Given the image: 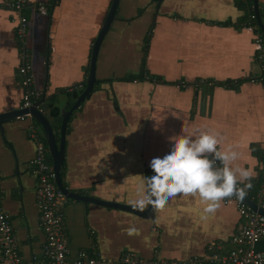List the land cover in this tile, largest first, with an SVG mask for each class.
<instances>
[{
	"label": "crops",
	"instance_id": "0c3cea01",
	"mask_svg": "<svg viewBox=\"0 0 264 264\" xmlns=\"http://www.w3.org/2000/svg\"><path fill=\"white\" fill-rule=\"evenodd\" d=\"M111 1L56 0L45 15L29 13L35 90L41 94L45 87L46 97L58 88L82 89L91 46ZM240 1L119 0L98 53L93 93L66 128L61 170L66 187L132 205L137 185L152 174L150 159L170 147V137L192 136L197 129L216 134L218 150L238 153L233 166L250 172L251 186L261 180L264 71L256 60V31L242 20L254 16L253 0ZM258 9L264 23V0H258ZM141 59L149 73L142 80H123ZM17 67L12 14L0 0V113L21 105ZM67 101L62 94L59 108H68ZM30 121L17 118L0 130L1 204L25 264H33L44 242L36 177L29 172L35 154L27 134ZM226 200L204 213L198 196L180 194L155 209L154 220L66 200L62 212L70 260L92 243L107 259L103 264L125 251L149 258L157 250L170 264H183L207 251L210 242L229 248L241 218ZM260 247L264 250V238Z\"/></svg>",
	"mask_w": 264,
	"mask_h": 264
},
{
	"label": "built area",
	"instance_id": "2783aa9c",
	"mask_svg": "<svg viewBox=\"0 0 264 264\" xmlns=\"http://www.w3.org/2000/svg\"><path fill=\"white\" fill-rule=\"evenodd\" d=\"M2 3L12 14L18 44L17 74L23 90L20 108L29 107L40 97V92L35 90L33 85L32 60L28 46L29 13L32 10L44 15L46 7L42 3H31L29 0H2ZM254 41L258 45L256 60L264 71V38L260 32H256ZM27 134L35 144V154L30 161L29 172L36 177V204L40 227L44 232L40 254L33 258V264H103L106 260L95 243L87 249H80L76 260L71 262L62 212V205L66 201L65 195L56 185L52 164L47 158L49 154L47 145L44 144L43 135L34 121L28 123ZM254 200L264 206V159L263 177L256 188ZM236 205L241 215V225L232 236L230 247L225 248L220 243L210 242L206 256H194L183 261V264H264V253L255 248V243L264 237V216L252 211L241 200H238ZM0 250V264H25L18 252L10 215L1 204V190ZM113 264L170 263L163 258L149 259L132 251H125L113 260Z\"/></svg>",
	"mask_w": 264,
	"mask_h": 264
},
{
	"label": "clouds",
	"instance_id": "9594fccd",
	"mask_svg": "<svg viewBox=\"0 0 264 264\" xmlns=\"http://www.w3.org/2000/svg\"><path fill=\"white\" fill-rule=\"evenodd\" d=\"M169 143L165 152L150 159L152 174L143 176L137 185L136 198L130 201L133 207L141 211L148 206L161 208L183 194L198 196L205 205L203 212L212 213L225 198L245 197L246 189L251 187V174L233 166L236 151L218 150L216 134L197 129L192 136H172Z\"/></svg>",
	"mask_w": 264,
	"mask_h": 264
},
{
	"label": "water",
	"instance_id": "95a60500",
	"mask_svg": "<svg viewBox=\"0 0 264 264\" xmlns=\"http://www.w3.org/2000/svg\"><path fill=\"white\" fill-rule=\"evenodd\" d=\"M55 1V0H54ZM31 3H35L31 2ZM119 4V0H112L110 7L107 11V14L104 18V21L102 22L98 33L96 37L94 38V41L91 46V53H90V59H89V65H88V74L84 83V86L82 90L77 94L76 98L72 100V103L69 105L66 109H60V115H61V123L60 128L58 131V136H56V133L53 129V126L50 122V119L46 116V110L48 109L47 103L45 104V94L46 89L44 87L43 92L40 94V97L37 101L33 102L29 107H23V108H17L10 111L2 112L0 113V130L3 131V125L7 122H10L12 120H15L17 118H23L25 116H29L30 119H32L34 122H37L40 126V128L43 131L44 138L47 144L48 152L50 154L51 160H52V169L54 172L55 182L57 187L62 191V193L65 195L66 200H77V201H83V202H91L96 203L102 206L116 208L124 211H128L134 215H137L141 218L148 219V220H154L155 218V209L152 208V206H148L144 211H141L135 207H133L130 204L126 203H118L115 201H108L104 200L95 196H91L88 194L81 193L79 191H73L72 189L66 187L62 181L61 176V170L63 167V160H64V153H65V134H66V128L68 125V121L72 114L81 106V104L88 99L91 94L93 93L95 83L97 81L96 77V67H97V58L98 53L100 50L101 43L106 36L108 30L110 29L111 23L116 17V10ZM253 6H254V17L256 19L257 26L260 28L261 32L264 35V23L262 22L259 9H258V0H253ZM33 7V6H31ZM33 12L30 10V13ZM37 13V12H36ZM39 14V13H38ZM256 32L257 29L255 26L250 25ZM256 36V35H255ZM255 38V37H254ZM255 40V39H254ZM256 44V43H255ZM257 48L258 45L256 44ZM32 71H33V64H32ZM46 80H47V68L45 72V86H46ZM77 87H73L69 89L68 91H77ZM60 96L62 94H59ZM59 96V97H60ZM59 102V98H58ZM59 106V103H57ZM151 175V174H149ZM232 201L234 203V207L237 210V201L235 197L227 198L226 203L228 201ZM246 205L250 207V209L254 212H257L264 216V206L258 204L254 199L249 197V195L246 193L245 197L241 200ZM237 213L239 217L241 218V215L239 211L237 210ZM235 234V233H234ZM233 234V235H234ZM264 238V237H263ZM261 238L259 241L255 243V248L257 250H260L264 253V250L261 249L260 243L262 242ZM134 252V251H132ZM136 253V252H134ZM138 254V253H136ZM139 255V254H138ZM140 256V255H139ZM194 256H206V251H204L203 254L194 255ZM192 256V257H194ZM142 257V256H141ZM163 258L159 251L155 250L153 252V255L149 257V259L152 258ZM105 258V257H103ZM190 257H187L185 259H189ZM183 259V260H185ZM106 262L107 259L105 258ZM112 262L113 264V260Z\"/></svg>",
	"mask_w": 264,
	"mask_h": 264
},
{
	"label": "trees",
	"instance_id": "16d2710c",
	"mask_svg": "<svg viewBox=\"0 0 264 264\" xmlns=\"http://www.w3.org/2000/svg\"><path fill=\"white\" fill-rule=\"evenodd\" d=\"M239 2L242 3L240 0H239ZM250 3L252 4V0H250ZM240 5H241L242 8L244 7L243 4H240ZM245 19L247 20L248 25L255 26L257 31L260 32L262 37L264 38L263 33L261 32L260 28L257 26L255 17L252 18L251 15H250L248 17L242 18V20H245ZM142 75H143V73L139 75L138 79H141ZM143 77H144V75H143ZM83 86H84V84H83ZM83 86H82V88H83ZM81 90L82 89L77 90V91L76 90L75 91H68L67 89L64 90V89H59L58 88L54 92H52L50 94H47L46 103L48 105V109L46 110V116L50 119V122H51V124L53 126V129H54V131L56 133V136H58V131H59V128H60V123H61L60 108H59V106L57 104L58 103V98L60 96L59 94H63V95L66 94L67 99H68L67 103L70 105L72 103V100L76 98L77 94ZM35 123L39 127V129L41 130L39 124L37 122H35ZM43 142H44L45 145H47L45 139H43ZM47 158H48V161L52 164V160H51L50 154H48ZM261 180H262V178H261ZM261 180H259L257 183H254L255 184L254 186H251L250 188L246 189V193L252 199H254V197H255L256 188H257L258 184L261 182Z\"/></svg>",
	"mask_w": 264,
	"mask_h": 264
},
{
	"label": "flooded vegetation",
	"instance_id": "af4514ba",
	"mask_svg": "<svg viewBox=\"0 0 264 264\" xmlns=\"http://www.w3.org/2000/svg\"><path fill=\"white\" fill-rule=\"evenodd\" d=\"M36 3H42L46 8V14L49 12V10L53 7V4H55L56 3V0L54 1V0H48V2H44V1H36ZM45 15V14H44ZM146 44V43H145ZM142 73H143V75L145 76L146 75V73H149V71L146 69V64H145V62L144 63H142ZM141 73V74H142ZM143 75L141 76V80H142V78H144L143 77ZM154 78V77H153ZM150 79H152V78H150ZM123 80H126V81H138V80H140V79H138V77L137 76H134V75H130V76H126V77H124L123 78ZM97 82V81H96Z\"/></svg>",
	"mask_w": 264,
	"mask_h": 264
},
{
	"label": "rangeland",
	"instance_id": "374dc122",
	"mask_svg": "<svg viewBox=\"0 0 264 264\" xmlns=\"http://www.w3.org/2000/svg\"><path fill=\"white\" fill-rule=\"evenodd\" d=\"M145 44V43H144ZM145 62V59H141V64H139V63H132V75H134V76H137V77H139V75L142 73V63H144ZM146 67V66H145Z\"/></svg>",
	"mask_w": 264,
	"mask_h": 264
}]
</instances>
